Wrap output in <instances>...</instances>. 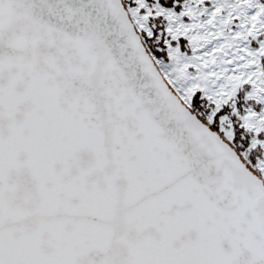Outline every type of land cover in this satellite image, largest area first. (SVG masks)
Masks as SVG:
<instances>
[{
    "label": "snow or ice",
    "instance_id": "snow-or-ice-1",
    "mask_svg": "<svg viewBox=\"0 0 264 264\" xmlns=\"http://www.w3.org/2000/svg\"><path fill=\"white\" fill-rule=\"evenodd\" d=\"M0 264H264V0H0Z\"/></svg>",
    "mask_w": 264,
    "mask_h": 264
}]
</instances>
